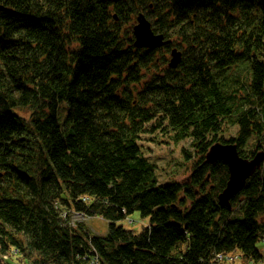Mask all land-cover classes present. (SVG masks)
Masks as SVG:
<instances>
[{"label":"trees","instance_id":"1","mask_svg":"<svg viewBox=\"0 0 264 264\" xmlns=\"http://www.w3.org/2000/svg\"><path fill=\"white\" fill-rule=\"evenodd\" d=\"M194 1L198 10L182 15L174 5L171 23L156 10L154 29L179 38L185 53L176 70L147 80L149 56L104 14L119 4L107 11L105 0H0L14 11L0 36V254L16 252L7 260L221 264L217 254L234 252L261 260L264 164L228 211L217 201L227 166L194 158L217 137L225 141L226 126L237 134L224 144L242 158L264 152V0ZM126 5L148 14L145 0ZM133 94L147 106L132 107ZM24 107L25 121L12 113ZM155 134L192 149L181 150L191 165L182 182L160 184L141 146ZM71 212L101 217L106 235L71 221ZM134 213L148 221L138 234L117 225Z\"/></svg>","mask_w":264,"mask_h":264},{"label":"bare ground","instance_id":"2","mask_svg":"<svg viewBox=\"0 0 264 264\" xmlns=\"http://www.w3.org/2000/svg\"><path fill=\"white\" fill-rule=\"evenodd\" d=\"M145 1L147 4V7L149 9L147 12L150 16V19L148 17V14L143 12V11H138L136 14L131 13V11L128 9V7L126 5V0H105V2L107 4L105 9H107V11L110 8H112L113 6H116L117 4H119L120 10L117 13L104 12V14L105 15L108 14L111 21H113L114 23L119 22L120 28L128 31L129 37H130V40H131V43L133 46V50L136 49L137 51H140L142 54H144V55L146 54L149 56V59H147V66L144 69H142V75L146 76L147 80H150L152 78V76H154L153 73L158 72L157 71L158 69H160L161 73H159V72L158 73L161 75H163V73L166 71L176 70L177 67L181 64V62L183 60V55L185 53V49H184L185 44L181 43V40H179V38L167 37L165 35V33H163L161 31L163 28L162 25H159L158 28H156V30L154 29L153 25H155V23H156V19H154L155 15L157 14L156 10H160L161 8H163L165 13H169L170 16H169L168 23H171L172 21L175 22V16L173 15L174 14L173 11L171 10V8L174 5H175L176 10L179 12V14L182 15L185 13L193 12L194 10H198L199 3H197L194 0H145ZM46 11H47L46 7H43L42 13H45ZM13 13H14V11L11 8L4 7L3 5L0 4V36L2 33V23H3L2 19H4V15L13 14ZM93 13L94 14H100V12L97 11L96 9L93 10ZM58 14L59 13L55 12V11L48 14L50 23L55 21L54 18L56 16H58ZM108 16H105V18H107ZM28 18L24 17L22 21H27ZM139 18L143 19L147 23L151 37L159 39L157 42H154L155 46L154 45L150 46V43L147 44L148 46H142V47L135 46V42L137 41V38L135 35V27H137L139 25V21H138ZM61 20H63V19H61ZM58 38H59V40L62 39L60 37H58ZM70 40L73 43L75 41V39L73 40L71 38H70ZM108 45H110L109 42H108ZM141 80H144V79L142 78ZM109 89L110 88H108L106 91H108ZM119 91H122V88H120ZM117 99L120 102H124L123 100L120 99L119 93H117ZM131 102H132V107L134 105H138V104H142L144 106H147V104L139 102L138 96L136 94L132 95ZM29 109H30V107L15 108V109H12V113L14 115H16V117L25 121L27 119L26 117L28 115ZM125 119L127 122V120H129L128 116H126ZM62 126H64V124H62ZM214 145L226 146V145H224V143L214 142L210 145V147L208 148L207 151L209 152L210 148ZM234 147H235L236 152L238 153V156L242 158V155L238 151L237 145H234ZM207 151L204 154L205 160H206V154L208 153ZM261 152L263 153V158H262V161L260 162L258 169L256 168V170L254 171V169H255L254 168L253 170L250 171L249 177L244 180L243 187L248 182V180L256 173V171H258L259 169L262 168V165L264 164V152L263 151H261ZM218 162H223V161L216 160L215 162H212V163H207L205 161V162H202V164L213 165V164H216ZM209 176L210 175L208 174L207 179H209ZM228 177H229V175H228ZM188 178H189V176L187 177V179ZM227 181H228V178H227ZM227 181H226V183H227ZM226 183H225V186H226ZM238 183H239L238 181L234 182L233 187L234 188L238 187V186H235V185H238ZM242 189L238 190L236 192L237 194L235 193L236 194L235 196L239 195L241 193ZM218 195H217V201H218ZM231 200L229 201V206H230L229 209H227L226 207H224L222 209H226V210L230 211L232 209ZM218 206H219V204H218ZM219 207L221 208V206H219ZM229 256L230 255L224 256L221 254H217L215 258L218 262H222V261L228 259Z\"/></svg>","mask_w":264,"mask_h":264},{"label":"rangeland","instance_id":"3","mask_svg":"<svg viewBox=\"0 0 264 264\" xmlns=\"http://www.w3.org/2000/svg\"><path fill=\"white\" fill-rule=\"evenodd\" d=\"M157 71L161 73L159 69ZM64 118L65 116H62L58 119L60 124H62V122L64 121ZM232 129H233L232 127L226 126L222 130V133L220 134V136H222L223 139H225V141L222 140L223 143L228 142L230 138H233V136L234 137L236 136L237 134L236 130L234 131ZM152 138L153 139L145 136V138H143L144 141L142 142L141 146H142L144 155L149 157L150 161L155 164L157 168V177L159 179L160 184L164 185L166 183H170L174 181L182 182L185 178V172L183 173L182 170L186 171L188 168L191 167V165L183 162V159H182L183 155L181 154V150L184 149L186 151L193 153L192 149L190 150L187 142L186 143L183 142L178 145H173L169 143L168 145L165 142L161 141L162 138L158 134L153 135ZM220 139H221L220 137H217L216 143H222L221 141H219ZM246 144L247 146L244 150L247 152L244 151L245 153L244 156L248 158L251 153V149L253 148L252 145H254V139L249 140ZM224 145H232V144L225 143ZM200 157L201 159L206 161L205 155L202 156L200 154L196 158H194L195 160L194 162H197ZM194 162L192 161L189 163L193 164ZM84 201L89 202L87 199H85ZM70 220L73 222H82L88 225L89 228L91 229V233H93V235H96V237H103L107 233L108 223L104 222L101 217L88 218V217H84L82 214L78 212H75V213L71 212ZM117 225L123 226L125 229L131 230L134 233L138 234L144 228H146V226L148 225V221L145 219L144 220L141 219L139 213H134L131 216L127 217L125 220L118 222ZM258 249L262 256L261 260L259 261H254V260L252 261V260L244 259L243 256L239 252H234L232 254H229L230 256L228 259L226 260L223 259L224 261L219 262V263L221 264H257V263L264 264V245L258 244ZM10 251L13 252L14 254L16 253L14 248L10 249ZM11 252L9 254V251H8V253L4 254L3 256L0 254V264H31L29 262H25L24 259L19 255L13 256L11 260H7V259H10V256L13 255V253Z\"/></svg>","mask_w":264,"mask_h":264},{"label":"water","instance_id":"4","mask_svg":"<svg viewBox=\"0 0 264 264\" xmlns=\"http://www.w3.org/2000/svg\"><path fill=\"white\" fill-rule=\"evenodd\" d=\"M138 21L139 25L135 27V35L137 38L135 46H148V43H150V46H155L154 42H157L159 39L151 37L148 25L143 19L139 18ZM262 158V152H258L252 159L241 158L238 156L233 144L226 146L214 145L210 148L206 154V162L223 161L227 165L229 175L225 188L218 195V204L221 208L226 207L229 209V201L237 194L236 192L238 190L243 188L244 180L249 177L250 171L254 168V171L256 168L258 169ZM236 181L239 182L238 185H235L238 187L234 188L233 183Z\"/></svg>","mask_w":264,"mask_h":264},{"label":"flooded vegetation","instance_id":"5","mask_svg":"<svg viewBox=\"0 0 264 264\" xmlns=\"http://www.w3.org/2000/svg\"><path fill=\"white\" fill-rule=\"evenodd\" d=\"M112 10H113V7L109 11H112ZM159 71H160V69H159Z\"/></svg>","mask_w":264,"mask_h":264}]
</instances>
